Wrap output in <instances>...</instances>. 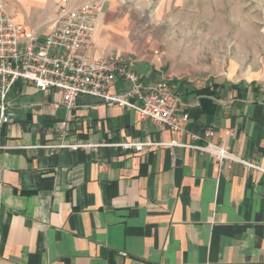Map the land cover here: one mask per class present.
I'll return each mask as SVG.
<instances>
[{
    "label": "crops",
    "instance_id": "crops-1",
    "mask_svg": "<svg viewBox=\"0 0 264 264\" xmlns=\"http://www.w3.org/2000/svg\"><path fill=\"white\" fill-rule=\"evenodd\" d=\"M218 1L106 0L85 50L135 58L145 83L169 79L182 97L180 113L189 114L183 135L89 94L68 110L53 107L61 92L14 84L15 118L1 128L8 148L0 150V264H264V41L249 67L229 58L223 70L179 80L149 33L164 16L214 14ZM0 2L46 33L61 0ZM260 32L264 38V22ZM125 87L118 80L111 92ZM175 139L223 144L261 169L185 146L116 145ZM61 143L96 147H51Z\"/></svg>",
    "mask_w": 264,
    "mask_h": 264
},
{
    "label": "built area",
    "instance_id": "built-area-1",
    "mask_svg": "<svg viewBox=\"0 0 264 264\" xmlns=\"http://www.w3.org/2000/svg\"><path fill=\"white\" fill-rule=\"evenodd\" d=\"M69 1L61 0L50 30L46 33L30 29L18 20V11H9L8 5L0 2V150L8 148L2 142L1 128L15 118V110L8 96L20 79L42 91L61 92V103H55L53 107L62 104L72 110L81 94H89L107 104L117 103L134 109L142 119L154 121L161 129L169 130L175 136L183 135L189 114L180 113L182 97L171 86L169 79L145 83L134 69L135 58H96L85 52L92 44V32L98 17L105 10L106 0H89L74 7L68 6ZM118 80L124 81L126 87L122 93H112L111 88ZM58 131L61 136H67L65 122L58 124ZM213 133L212 129H208L205 137L209 138ZM116 145L138 152L161 145L185 146L207 152L219 162L239 161L261 169L257 164L239 158L225 145L211 141L198 145L177 139L168 143L133 140ZM51 147L96 146L90 143H61Z\"/></svg>",
    "mask_w": 264,
    "mask_h": 264
},
{
    "label": "rangeland",
    "instance_id": "rangeland-1",
    "mask_svg": "<svg viewBox=\"0 0 264 264\" xmlns=\"http://www.w3.org/2000/svg\"><path fill=\"white\" fill-rule=\"evenodd\" d=\"M214 14L172 16L149 33L160 42L162 62L173 78L205 77L238 59L240 68L249 67L262 52L260 27L263 24L261 1L219 0ZM246 60V63L244 62Z\"/></svg>",
    "mask_w": 264,
    "mask_h": 264
}]
</instances>
